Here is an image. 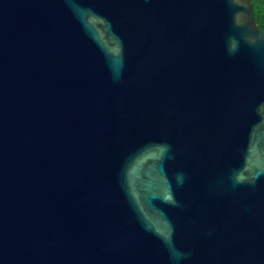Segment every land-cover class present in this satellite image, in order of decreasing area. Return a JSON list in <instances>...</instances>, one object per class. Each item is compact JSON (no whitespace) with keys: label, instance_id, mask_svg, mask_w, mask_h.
Listing matches in <instances>:
<instances>
[{"label":"water","instance_id":"water-1","mask_svg":"<svg viewBox=\"0 0 264 264\" xmlns=\"http://www.w3.org/2000/svg\"><path fill=\"white\" fill-rule=\"evenodd\" d=\"M0 264H264L252 0H0Z\"/></svg>","mask_w":264,"mask_h":264},{"label":"trees","instance_id":"trees-1","mask_svg":"<svg viewBox=\"0 0 264 264\" xmlns=\"http://www.w3.org/2000/svg\"><path fill=\"white\" fill-rule=\"evenodd\" d=\"M254 18L260 30L264 32V0H252Z\"/></svg>","mask_w":264,"mask_h":264}]
</instances>
